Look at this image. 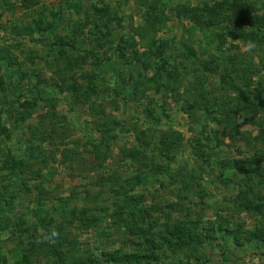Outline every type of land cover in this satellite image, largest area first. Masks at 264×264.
I'll use <instances>...</instances> for the list:
<instances>
[{
  "label": "rangeland",
  "instance_id": "1",
  "mask_svg": "<svg viewBox=\"0 0 264 264\" xmlns=\"http://www.w3.org/2000/svg\"><path fill=\"white\" fill-rule=\"evenodd\" d=\"M260 126L264 0H0V264H264Z\"/></svg>",
  "mask_w": 264,
  "mask_h": 264
},
{
  "label": "trees",
  "instance_id": "2",
  "mask_svg": "<svg viewBox=\"0 0 264 264\" xmlns=\"http://www.w3.org/2000/svg\"><path fill=\"white\" fill-rule=\"evenodd\" d=\"M31 1V0H30ZM29 2V0H22L23 4H26ZM218 5L215 7H208L207 5L204 6L203 11L197 12L195 10V13L197 14H192V10L191 11H186V13L191 14L192 16V21L197 25V26H201L203 24L206 23V27H211V26H216L221 24L222 22H224V18H226V16L224 15L225 12H230L229 15L230 17H233V19H239L241 16H244V8L241 5H226L225 3L220 4L219 7ZM205 9V10H204ZM205 15V18H203V16ZM237 19V20H238ZM249 25V24H247ZM251 25V24H250ZM76 30H78V27H76ZM246 31H249V29H247ZM244 31L240 26H236L234 29V38L242 40V39H246L247 36L250 39H256L258 34H253L252 32H246ZM238 88V85H237ZM237 92V91H236ZM238 93V92H237ZM260 136L263 135L264 131L262 130L261 126H260ZM258 208V207H257Z\"/></svg>",
  "mask_w": 264,
  "mask_h": 264
},
{
  "label": "clouds",
  "instance_id": "3",
  "mask_svg": "<svg viewBox=\"0 0 264 264\" xmlns=\"http://www.w3.org/2000/svg\"><path fill=\"white\" fill-rule=\"evenodd\" d=\"M54 235H56V233H55V232H53V236H54ZM47 239H50V237H48Z\"/></svg>",
  "mask_w": 264,
  "mask_h": 264
}]
</instances>
